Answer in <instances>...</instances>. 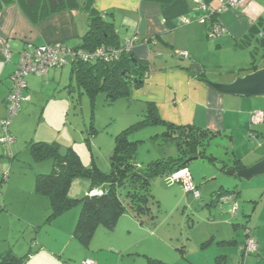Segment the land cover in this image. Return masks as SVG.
Instances as JSON below:
<instances>
[{
	"label": "crops",
	"instance_id": "obj_1",
	"mask_svg": "<svg viewBox=\"0 0 264 264\" xmlns=\"http://www.w3.org/2000/svg\"><path fill=\"white\" fill-rule=\"evenodd\" d=\"M76 1L83 5L88 0ZM199 1L212 11L204 22L197 18L207 12L196 9L193 0H175L169 4L89 0L92 7L113 22L120 45L136 38L131 53L148 64L142 85L130 91V103H135L139 110L136 116L144 114L151 103L163 121L204 129L222 139L224 164L247 168L264 157V122L255 125L250 122L252 110H264V98L220 94L206 82H231L252 72L247 69L252 62L257 69L264 66V0H244L238 7L219 12L216 11L220 0ZM183 18L190 22L183 23ZM214 24L222 32L210 38L208 33ZM86 30L87 15L83 10H60L32 23L16 3L1 8L0 120L6 112L10 74L20 51L28 43L38 46L60 42L76 48ZM6 47L9 58L5 56ZM174 50L186 52L187 57L178 55L180 58L176 61L168 62L165 56ZM224 64L232 68L231 74L209 69ZM70 72V66L55 67L46 76L26 77L24 94L29 100L21 103V110L9 126L15 141L9 147L0 143V258L5 254L24 257L22 264H82L85 259H92L96 264H147L149 258L168 264H238L240 260L242 264H264V176H255L248 182L240 180L241 191L234 188L236 202L243 198L253 204L249 222L253 228L246 227L257 242V251L248 255L242 251L246 234L244 231L242 236L236 230L238 222L231 223L230 232L222 233L218 226L211 228L200 238L198 247L195 244L189 248L185 239L176 240L159 232L160 225L151 230L152 225L144 217L130 210L119 217L113 230L97 228L87 245L74 237L79 203L48 220L49 198L36 192L35 179L38 174L49 173L52 162L35 160L29 146L30 142L41 141L57 143L61 152L72 147L61 134L67 125L65 115L70 107L68 92L71 91L65 92V88L73 85ZM159 125L164 129L161 124L147 127ZM67 127L66 130L70 128ZM172 149L175 148L172 146ZM187 169L190 172L188 166ZM166 184L174 194L177 188L178 191L182 188L179 184L181 188ZM89 190L90 181L80 177L72 181L68 195L80 199ZM197 190L204 203L208 199L207 191L198 186ZM258 191L262 193L258 195ZM180 202L177 200L176 208ZM254 254L258 257L253 258Z\"/></svg>",
	"mask_w": 264,
	"mask_h": 264
},
{
	"label": "trees",
	"instance_id": "obj_2",
	"mask_svg": "<svg viewBox=\"0 0 264 264\" xmlns=\"http://www.w3.org/2000/svg\"><path fill=\"white\" fill-rule=\"evenodd\" d=\"M143 1L169 4L175 0ZM12 2L22 9L32 23H37L60 10L85 11L87 30L81 36V43L78 47H69L72 50H79L86 55L98 48H103L105 52H112L122 47L117 40L113 22L105 18V13L92 7L89 0L83 5H79L76 0H0V10ZM130 54L121 52L116 59L108 61L99 57L84 59L83 56H77L67 66H70L71 78L79 89H83L90 96L98 92H106L108 97L115 99L130 95L132 88L141 86L144 81L148 64L138 59L134 64L129 59ZM247 69L255 71L257 67L252 62V66ZM142 117L115 136L109 173H103L96 167L84 166L76 151L71 147L61 152L59 145L54 142H30V152L35 160L50 159L52 162L51 171L47 174H38L35 179L36 192L49 198L48 220L79 203L80 212L74 229V237L83 245L90 242L97 228L113 230L119 217L126 210L132 211L138 217L149 212L148 205L153 199L152 182L157 178H165L179 169L187 168L188 164L185 163L187 158L197 157V159L209 162L216 161L215 157L203 155V150L199 148V135L209 133L208 131L194 126H176L165 122L160 119L156 107L151 103L147 105ZM155 124L163 125L164 129L161 134H155L154 138L158 137L162 143L173 146L175 153L141 165L137 162L135 154L137 141L130 140L128 134L139 127ZM8 131L10 132V127ZM230 167L233 168V166ZM80 177H85L90 181L89 193L80 199L71 198L68 195L69 187L74 179ZM96 187H103L104 190L100 191V194H90L91 190ZM195 187L197 189L196 185ZM235 191V189L229 190L221 187L216 192L215 201L223 202L224 196H230L234 200ZM122 197L129 199L128 205L124 204ZM24 260V257L5 254L1 256L0 264H22ZM147 264L168 263L149 258Z\"/></svg>",
	"mask_w": 264,
	"mask_h": 264
},
{
	"label": "rangeland",
	"instance_id": "obj_3",
	"mask_svg": "<svg viewBox=\"0 0 264 264\" xmlns=\"http://www.w3.org/2000/svg\"><path fill=\"white\" fill-rule=\"evenodd\" d=\"M179 52L178 50L168 52L165 56L166 60L168 62L176 61L177 58H180L177 55ZM225 65L228 64H224L220 68L213 65L209 69L231 74L229 71L231 72L232 68ZM65 92H68L71 97L69 99L70 107L65 115L67 125L65 129H61L62 137L67 138V142L72 145L71 148L76 151L84 166L96 167L103 173H109L110 156L113 153L115 136L143 118V114L136 116V110L137 113L139 110L135 103H130L132 102L130 95L111 99L106 92H98L90 96L83 89H79L76 83H73L70 89L65 88ZM42 125H39V128ZM67 126H70L69 134L66 130ZM162 131L163 127L159 125L156 127H139L129 132L128 138L137 141L136 159L142 165L175 153V149H172L170 144L166 145L162 143L160 138H154L155 134H161ZM199 141V148L203 150V155L215 157L216 161L209 162L204 159H197L190 162L188 167L198 188L202 187L203 190L207 191L208 199L203 200L205 202L202 203L192 193H185L178 184L173 186L175 188L179 186L181 190L178 191L177 188V193L174 194L168 190L171 187L167 186L165 178L161 177L155 179L151 185L153 199L148 205L149 212L140 215L152 225L150 226L151 230L156 225L157 227L160 225L159 232L163 235H172V238L176 240L178 238L180 240L185 239L189 248L195 244L198 247L200 238L207 235V232L215 226L220 227L222 233L226 230L230 232L231 223L238 222L239 225H237L236 230L242 236L245 226L253 228L249 224L253 204L245 202L246 200L244 201L243 198H238L237 203L240 207L233 214L232 202L221 203V200L215 202L216 192L221 187L229 190L237 188L238 191H241L240 180L241 182H248L249 180L231 177L216 168L215 163L226 161L224 158L225 142L222 139H217L212 134L206 133L199 135ZM259 176H264V174ZM261 193L262 191L257 192L258 195ZM179 199L181 202L176 208L175 204ZM122 201L125 205L129 203V199L125 197H122ZM219 206L223 207L220 208ZM227 222L230 224H226ZM242 257H244L243 253L240 258L243 259ZM252 257L258 256L254 254ZM238 264H242V260Z\"/></svg>",
	"mask_w": 264,
	"mask_h": 264
},
{
	"label": "built area",
	"instance_id": "obj_4",
	"mask_svg": "<svg viewBox=\"0 0 264 264\" xmlns=\"http://www.w3.org/2000/svg\"><path fill=\"white\" fill-rule=\"evenodd\" d=\"M196 4V9L206 11L205 16H199L197 19L204 22L207 17L212 14V11L199 0H193ZM243 3V0H220V6L216 12L224 10L229 7H236ZM214 14V13H213ZM183 23H189L190 20L183 18ZM221 32V28L218 25H212L208 35L211 38L216 37ZM136 38L127 39L119 50H113L112 52H105L103 48H98L94 52L89 54H82L79 50H72L63 43H46L38 46H34L28 43L23 50L19 53V58L16 64V68L10 74L11 85L5 98L6 112L3 118L0 120V143L4 147H9L14 141V136L8 131V127L13 117L19 112L21 103L28 101L29 96L24 94L27 88L26 77L30 74L46 76L48 71L52 67L67 66L74 57L83 56L84 59H92L93 57L103 58L105 61L116 59L121 52L131 53L133 43ZM177 55L187 56L185 52H179ZM5 56L9 58L10 52L8 48L5 49ZM250 122L252 124H260L264 122V110L257 109L250 113ZM5 178V177H3ZM166 182L169 185L179 184L185 191V193H192L195 198L199 197V192L196 189L190 172L187 168L179 169L167 177ZM90 194H100V191L93 190ZM223 202H232V213L235 214L238 205L235 200H232L230 196H224ZM246 238L242 246V251L245 255L255 253L257 251V242L250 235L249 229L245 228ZM82 264H96L91 259H85Z\"/></svg>",
	"mask_w": 264,
	"mask_h": 264
},
{
	"label": "water",
	"instance_id": "obj_5",
	"mask_svg": "<svg viewBox=\"0 0 264 264\" xmlns=\"http://www.w3.org/2000/svg\"><path fill=\"white\" fill-rule=\"evenodd\" d=\"M129 59L134 64L137 63V58H135L132 53L129 55ZM206 83L220 94L264 98V66L255 71L246 73L243 76H238L228 83L212 81H207ZM194 160H197V157L187 158L185 163L189 164ZM215 166L218 170L223 171L231 177L248 181L255 176L264 174V157L250 167L242 169L227 167V165L223 163H215Z\"/></svg>",
	"mask_w": 264,
	"mask_h": 264
},
{
	"label": "bare ground",
	"instance_id": "obj_6",
	"mask_svg": "<svg viewBox=\"0 0 264 264\" xmlns=\"http://www.w3.org/2000/svg\"><path fill=\"white\" fill-rule=\"evenodd\" d=\"M243 2H244V0H243ZM241 4H243V3H241ZM241 4H240V5H241ZM238 6H239V5H238ZM238 6H236V7H238ZM219 27H220V26H219ZM220 28H221V27H220ZM221 32H222V28H221ZM221 32H220V33H221ZM217 36H218V35H217ZM185 53H186V52H185ZM179 56H182V55H179ZM182 57H184V56H182ZM186 57H187V56H186ZM186 57H184V58H186Z\"/></svg>",
	"mask_w": 264,
	"mask_h": 264
}]
</instances>
